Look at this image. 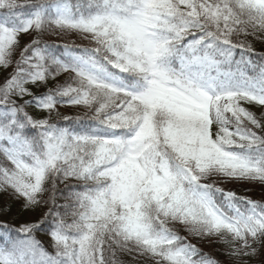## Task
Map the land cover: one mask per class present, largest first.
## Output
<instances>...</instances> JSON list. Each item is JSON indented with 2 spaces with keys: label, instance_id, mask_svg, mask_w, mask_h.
Masks as SVG:
<instances>
[{
  "label": "snow or ice",
  "instance_id": "1",
  "mask_svg": "<svg viewBox=\"0 0 264 264\" xmlns=\"http://www.w3.org/2000/svg\"><path fill=\"white\" fill-rule=\"evenodd\" d=\"M250 38L264 0H0V193L38 213L0 220V264L264 257V196L229 187L264 186Z\"/></svg>",
  "mask_w": 264,
  "mask_h": 264
},
{
  "label": "trees",
  "instance_id": "2",
  "mask_svg": "<svg viewBox=\"0 0 264 264\" xmlns=\"http://www.w3.org/2000/svg\"><path fill=\"white\" fill-rule=\"evenodd\" d=\"M250 42L253 44L256 52H264V41L253 40L250 38ZM4 75H6V73L0 76V80L3 79ZM68 107L70 108V106H64L60 108L61 115L72 116L77 114V110H74L72 107V109H67ZM253 196H255L257 199H260L264 195L257 191H254ZM7 199L8 196L6 194L0 193V210H4L7 213L6 215H0V220H18L19 222L29 220V217L27 216V214L22 212L21 208H19L18 206V208L16 206H10V202H8ZM37 216L38 215L35 214L31 217V219H35ZM204 252L213 255L214 258L218 260H222L226 257V254L214 245H209L204 249ZM122 259L126 262H129L130 264V257L124 256L122 257Z\"/></svg>",
  "mask_w": 264,
  "mask_h": 264
},
{
  "label": "rangeland",
  "instance_id": "3",
  "mask_svg": "<svg viewBox=\"0 0 264 264\" xmlns=\"http://www.w3.org/2000/svg\"><path fill=\"white\" fill-rule=\"evenodd\" d=\"M46 38H49V39H52V40H57V38L55 36H51V37H46ZM31 39V37L25 35L22 37V40H21V43H25V42H28L29 40ZM70 39H75L74 36H71ZM57 42H62V41H59L57 40ZM8 71H11V69H9ZM3 74H5L4 70L2 68H0V76H2ZM73 108V107H72ZM71 106L70 108L68 107L67 109H72ZM74 110H77L75 108H73ZM229 187H234V189L236 191H238V193L240 194H245V195H250L252 198L254 199H257L255 196H253V193L254 191H257L261 194L264 195V186H261V185H252V184H238V185H235V186H232L230 185ZM8 198L7 201L10 202V206L14 207V206H18L19 208H21V205L19 202H16V201H12ZM17 207V208H18ZM23 213L27 214V216L29 217V219H31V217L33 215H35L34 213H31V212H25V211H22ZM38 215V213H36ZM184 235H187V233H182ZM192 242L193 243H197L198 246L202 247L203 250L205 248H207L209 245H214L216 246L219 250L223 251L224 252V245H222L221 243L217 242V243H207V242H200L198 238H192ZM221 261V264H229V258L228 256L226 255V257L222 260H219ZM264 261V257H261L260 255H257L256 257H253L252 261L250 262V264H261V262Z\"/></svg>",
  "mask_w": 264,
  "mask_h": 264
}]
</instances>
